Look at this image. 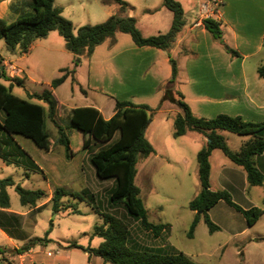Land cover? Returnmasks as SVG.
Masks as SVG:
<instances>
[{"label": "rangeland", "instance_id": "1", "mask_svg": "<svg viewBox=\"0 0 264 264\" xmlns=\"http://www.w3.org/2000/svg\"><path fill=\"white\" fill-rule=\"evenodd\" d=\"M9 1L7 8L3 5L0 8V13L5 14L2 17L5 20L12 21L19 14L29 12L28 0ZM175 1L183 9L184 20L192 22L199 4L205 0ZM125 2L124 13L136 20V27L142 36L164 33L170 28L172 13L162 5V0H125ZM231 4L233 12L240 17L241 21L252 22L250 32L243 29L241 33V25H243L241 24L239 33L246 37L247 34L249 35L250 44L254 45L253 51L259 44L257 31L264 29V0L238 2L231 0ZM54 5L60 7L61 15L71 21L74 33L80 26L103 22L108 16L116 13L118 8L113 0H54ZM109 12L110 15H108ZM201 14L204 16L203 11ZM224 27L222 23L221 29ZM225 29L224 39L227 45L240 54L243 46L239 45V49L234 46H238L241 39H233L232 30L228 27ZM47 35L40 38L43 40L37 39L38 44L36 43L32 51L22 60H18V55H11L6 50L3 40H0V54L7 56L9 60L4 61L0 56V82L6 86L9 85L13 95L44 106L50 146V151H44L35 146L30 139L13 135L14 140L34 160L36 167L24 169L14 165L0 166V179L11 178L15 185L31 190L41 189L45 192V195L33 207H30L21 205L15 185L5 187L9 199V210L16 214H11L15 215V218L5 224L6 233L0 230V249L5 251L0 252L1 264H106L100 257L89 254L88 250L97 248L102 241L94 235V226L103 223L102 213H108L124 222L130 231V236L139 244L140 249L149 251L155 247H164L165 252L182 253L197 264H264V213L253 226L246 228L236 239H232L225 229L232 227L237 230L244 227L245 218L224 201H219L212 207L208 216L214 224L222 226V230L210 232L203 217L200 216L192 236L187 234L195 214L188 208V203L200 191L195 152L201 149L206 139L196 131H187L184 135L174 138L173 116L177 112V106L168 99L160 104L163 88L167 87L170 88L172 97L177 99L175 91L179 90L186 104L190 108L194 107V103L191 102L195 100L193 87H196V84L192 83L207 79L206 73L196 72L197 55L189 50L187 42L174 47L169 52L163 51L165 55L170 54L177 63L178 83L173 85L168 84L167 81L163 85L154 87V90L149 83L146 90H150L151 96L158 92L157 101L155 102L156 96L154 102L151 101L153 103L148 105L134 101L135 104H145L151 109V122L147 125L144 135L156 153L152 154L154 156L138 159L135 165L134 184L139 189V197L148 220L164 225L161 234L154 238L126 213L121 204L110 205L109 194L114 184L113 179L97 178L88 160V156L97 147L81 148L78 145L81 137L68 127L69 106L80 107L94 104L105 116L114 110L115 99L88 88L87 60L81 59L82 65L79 66V64V68L76 67L73 80L69 76L54 89L55 91L53 90L56 98L53 93L52 96L56 106L52 116H49L45 102L28 95V93H41L42 89L49 86L52 79L60 76L61 68L72 66V54L66 49L63 37L57 30H52ZM211 40L218 44V41ZM259 46L258 50L256 49L245 59L244 66L249 93L255 96L258 102L262 100L264 102V78L258 74V68L264 60V45ZM231 58L234 60L236 56L231 55ZM204 63L206 62L202 57L200 64ZM15 67L25 71L31 81L30 87L23 81L27 78L26 76H15L18 71ZM139 70L138 68L133 74L135 87L139 80L137 77ZM160 71L163 73L165 68L163 67ZM13 77L22 79V83L17 84L10 80ZM149 78L151 82L155 80L154 72H151ZM107 79L108 76L102 80L99 79L98 86L108 91L110 82ZM59 101H63L64 104ZM56 125L61 126L68 134L69 146L75 151L70 158L65 156L63 146L57 143ZM220 133L226 136L227 145L231 150H237L238 146L248 139V136L226 131H220ZM117 136L116 133L113 140ZM220 158L228 160L220 150H214L210 157L211 190H221L216 188V172ZM56 187H62L69 194L62 196L58 206L55 207L51 197ZM249 188V194L244 198L254 203V207L264 210V184L249 186ZM232 192L233 195L228 192L232 201L244 209L247 202L240 197L237 189H233ZM70 193L79 195L73 196ZM46 232L48 233L45 234ZM34 238H43V241L36 243L28 253H13V248L21 247ZM250 238L254 239L249 240Z\"/></svg>", "mask_w": 264, "mask_h": 264}, {"label": "trees", "instance_id": "2", "mask_svg": "<svg viewBox=\"0 0 264 264\" xmlns=\"http://www.w3.org/2000/svg\"><path fill=\"white\" fill-rule=\"evenodd\" d=\"M113 2L118 7L116 13L108 16L101 23L80 26L75 33L71 21L61 15V9L54 5V0H28L29 12L19 14L12 21L0 17V40H3L6 50L11 55L27 52L34 40L44 38L52 30H57L63 37L66 49L72 54L71 68H61L60 76L52 79L49 86L42 89L41 93H28L30 97H35L47 104L49 116L53 115L56 106L52 91L61 85L67 77L70 76L72 80L74 79L75 69L81 59L90 57L97 45L108 41V46H112L116 33L121 32L128 34L138 47L151 46L169 52L177 34L184 25L181 5L175 0H162V5L172 13L170 28L165 33L144 37L136 27V20L124 13L125 0H113ZM202 24L215 41L222 42V29L219 21L208 17L202 20ZM223 47L230 55L238 56L234 49L225 44ZM167 56L170 65V77L167 83L174 85L177 82L178 67L170 54ZM258 74L260 77H264V60L258 68ZM10 80L17 84L22 83V79L19 80L16 77ZM23 81L30 87L31 81L28 78ZM175 93L177 99L172 97L170 88H163L160 100V104L168 99L177 106V112L173 116V137H180L187 131H196L206 139L205 144L196 154L200 191L188 203V208L195 213L187 233L188 236H192L200 216L203 217L210 232L219 230V227L210 220L207 214V211L219 201H224L240 212L248 227L253 226L263 213V209L258 207L243 209L232 201L226 190H211L209 156L213 150H220L233 164L245 172L250 186L263 185L264 176L257 169L254 157L264 152V120L256 122L240 115L231 116L224 113H219L212 118L197 116L183 100L182 93L179 90H176ZM150 112L151 109L147 105L135 104L126 100H115L114 112L108 119H105L100 111L93 106L75 107L70 111L68 127L81 137V142L78 143L81 148L97 147L88 156V160L93 166L97 178L113 179L114 184L109 194L110 205L121 204L126 213L138 222L142 229L157 238L164 225L148 220L146 210L139 197V189L134 184L135 165L138 159L146 158L154 153L153 146L144 135L145 129L151 121ZM45 117L46 111L43 105L13 95L10 86L0 82V159L6 165L24 169L36 167L34 160L14 140L13 135L28 138L38 148L50 151L49 132L46 128ZM56 127L57 143L63 146L65 156L70 158L75 151L69 146L68 134L61 126L56 125ZM219 131L248 136V139L242 143L238 150H231L227 145L226 138ZM116 133L118 136L113 140ZM9 185H15L11 178L0 179V208H9V199L5 189ZM15 190L23 206L33 207L45 195L41 189H26L18 184L15 185ZM66 194L69 193L62 187L54 188L51 197L53 206H58L60 198ZM70 194L79 195L78 193ZM90 197L93 199L92 196ZM102 217L103 223L94 226V235L101 238L102 241L97 248L88 250L89 254L100 257L103 263L197 264L182 253L165 252L164 247H155L149 251L140 249L139 244L130 236V231L124 222L108 213H102ZM13 218L15 215L0 211V227L6 231L5 224L12 221ZM4 219L5 221H3ZM41 241L43 238L30 239L21 247L13 248V253L23 254ZM0 252L5 251L0 249Z\"/></svg>", "mask_w": 264, "mask_h": 264}, {"label": "crops", "instance_id": "3", "mask_svg": "<svg viewBox=\"0 0 264 264\" xmlns=\"http://www.w3.org/2000/svg\"><path fill=\"white\" fill-rule=\"evenodd\" d=\"M233 1L238 2L241 0ZM9 2V0H1L0 8H2V5L7 8ZM204 2H201L199 4L197 8V14L194 15L192 22H187V20H184V25L177 34L175 43L172 47L173 49L174 47H179L184 42H187L189 50L197 55L196 62L198 64L197 66H195L197 68L196 72L206 73L207 79L205 81H194L195 83H192L196 84V87H193L195 100L191 102L194 103L195 106H192L190 109L194 114L196 113L197 116L199 115L205 118H212L219 113H224L231 116L240 115L245 119L256 122L263 121L264 102L263 100L261 102H258L255 99V96L249 93V83L246 78L244 62L245 59L251 56L256 49H259V45H264V29H262L260 32L257 31V39L259 41V44H257V46L252 51L254 45L250 44V39L248 38L249 35L247 34L246 37L245 35L241 34L244 31L243 29H246V32H250L252 22L241 21L240 17L237 16V14L232 10L233 5L231 4V0H219L220 6L217 10H215L216 13L210 15V17L219 21L220 24L223 23L225 27L230 28L233 32V39H241L240 43L237 44L238 46H234L235 48L239 49V45L240 47L243 46L241 48L240 54L236 51L238 53V56H236V58L233 60L231 58V55L227 53L223 47L224 44L227 45V41L224 39L226 33L225 27L222 29V42H218V44H216L211 40L213 38L203 26L202 20L205 18V16H202L201 14V7ZM146 10L149 11V9ZM110 14L111 13L109 12L108 15ZM3 15L5 14L0 13L1 17H3ZM240 25L242 28L241 33H239ZM37 42V39L34 40L27 52L19 54L17 56L18 60L24 59L32 51ZM0 56L3 57L4 61H9L7 56L5 57L2 54H0ZM202 57L206 62L204 64H200ZM86 60L89 69L88 88L90 90L100 92L108 96L109 98H112L113 100H126L132 103H135L134 101H136L138 103H146L147 105L152 104L154 102L155 96V102L157 101V96H159V93L157 92L156 95L151 96L149 95L150 90L147 91L146 87L149 86L150 83L152 86V90H154V87L165 84L170 77V65L168 56L163 53V50L151 46L138 47L133 43L130 36L126 33H116L115 42L112 46H108V41H104L103 43L97 45L90 57H88ZM8 64L12 66L10 62H8ZM81 65L82 63L79 66ZM79 66L77 68H79ZM163 67L165 68V71L161 73L160 69H163ZM138 68L140 70L137 77H139L138 79L141 83L138 80L139 83L137 82V85L135 87L133 74L137 72ZM15 69L18 70L16 71L15 76L24 75L28 78V75L22 68L15 67ZM151 72H154L155 74V80H153L152 82L149 78V76L151 77ZM107 76V81L110 82L108 91L104 88H101V86H98L99 79L102 80L104 78H107ZM94 77L97 80L93 79ZM54 91L52 93L56 98ZM59 102L61 104L63 103V101ZM85 106H93L97 108L105 119L111 117L114 111L112 110L111 112H108V114L105 116L98 106H95L94 104ZM75 107L76 106H69L68 108L71 111V109ZM224 137L226 138V136ZM241 145L242 144H240L238 147L240 148ZM197 152L198 151L196 150L195 153ZM212 152L209 156V163ZM155 153L156 151L154 150L153 154L155 155ZM254 162L257 169L264 176V152L260 155L255 156ZM2 164L6 165L1 160L0 166ZM211 179L212 177L210 166V185L212 182ZM216 181V188L226 189L230 193V195H233V189H237L240 197H243L244 201L247 202V208L245 207L244 209H249L255 206L254 203L249 202L244 198L248 196L250 189V185L247 182L245 172L239 166L231 163L229 159H219L216 172ZM211 209L212 208L207 211L208 215ZM0 211L4 212L5 214H16V212L14 213V211L9 210V208H0ZM218 227L219 230H222V226L218 225ZM246 228L250 227H248L245 222V226L242 228L236 230V228L233 229L232 227H229L225 230L227 231V234L230 238L236 239V237L240 236ZM0 230L3 233L5 232L1 227ZM258 236L263 237L261 235ZM254 238H250L249 240H253ZM12 243L15 246L14 242ZM30 251L31 249H29L25 253H28Z\"/></svg>", "mask_w": 264, "mask_h": 264}, {"label": "built area", "instance_id": "4", "mask_svg": "<svg viewBox=\"0 0 264 264\" xmlns=\"http://www.w3.org/2000/svg\"><path fill=\"white\" fill-rule=\"evenodd\" d=\"M220 6L219 0H206L201 7V11H203V15L205 18L210 17V15L215 13L214 9H217Z\"/></svg>", "mask_w": 264, "mask_h": 264}]
</instances>
